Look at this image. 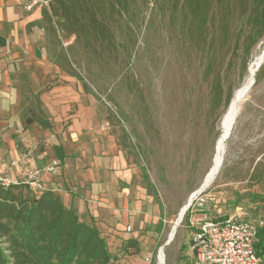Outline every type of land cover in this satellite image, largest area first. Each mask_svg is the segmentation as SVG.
I'll list each match as a JSON object with an SVG mask.
<instances>
[{"label": "rangeland", "instance_id": "374dc122", "mask_svg": "<svg viewBox=\"0 0 264 264\" xmlns=\"http://www.w3.org/2000/svg\"><path fill=\"white\" fill-rule=\"evenodd\" d=\"M87 1L106 11L109 28L98 31L87 25L85 32L74 34L73 23L54 12L62 2L52 0L43 12L40 40L49 62L42 66L28 58L27 65L38 75L48 73L49 84L73 75V81L106 109L134 163L150 181L154 207L139 214L132 222L133 231L102 235L113 264H185L193 254L190 219L234 214L249 220L264 218L263 203L246 199L236 204L238 194L264 193V72L258 81L256 76L264 60L228 137L222 128L235 92L264 56V38L249 56L244 44L236 52L230 47L222 52L217 70L223 91L221 100L215 101L204 76L203 56L182 33L181 10L172 0H129L125 18L113 0L106 4L63 0L67 6ZM38 116L30 114L27 123ZM203 189L205 210L186 212L173 230L181 209ZM132 239L138 247L127 244Z\"/></svg>", "mask_w": 264, "mask_h": 264}, {"label": "crops", "instance_id": "0c3cea01", "mask_svg": "<svg viewBox=\"0 0 264 264\" xmlns=\"http://www.w3.org/2000/svg\"><path fill=\"white\" fill-rule=\"evenodd\" d=\"M51 1L0 0V158L20 160L9 168L15 175L19 167L43 168L58 159L55 147L61 146L60 174H44L46 188L86 222L93 220L103 236L124 235L127 225L154 207L144 173L106 109L73 75L49 84L48 73L38 75L27 65L28 58L42 66L49 62L40 40L43 12ZM32 113L45 114L52 129L37 119L27 124Z\"/></svg>", "mask_w": 264, "mask_h": 264}, {"label": "trees", "instance_id": "16d2710c", "mask_svg": "<svg viewBox=\"0 0 264 264\" xmlns=\"http://www.w3.org/2000/svg\"><path fill=\"white\" fill-rule=\"evenodd\" d=\"M172 1L181 10V31L187 42L203 56L204 76L211 83L214 100L220 101L223 87L217 67L222 52L229 47L236 52L244 44L249 56L264 38V0ZM59 2L62 7L54 12L64 14L65 19L73 23L75 30L72 33H83L89 26L98 31L109 28L106 11L95 1L76 3L75 6H67L63 0ZM100 2L106 4L107 0ZM113 2L114 7L118 6L120 16L127 17L130 1ZM87 21L89 23L85 24ZM233 36L238 37L234 39ZM244 66L247 69L248 64ZM262 72L264 64L257 72V81ZM231 98L230 91L226 106ZM43 118L45 116L41 115L28 122L37 119L43 128L52 129V124ZM55 153L59 160L64 158L61 146L55 147ZM144 180L149 194H153L145 173ZM246 199L264 204V193H249L248 197L238 194L236 204ZM226 219L212 220L222 222ZM260 220L264 218L249 221L259 225ZM127 244L138 247L134 239ZM256 251L261 256L260 264H264V225L258 227ZM185 260V264H194L193 254L192 260ZM0 264H113V255L94 221L86 222L75 209L68 208L55 191L37 192L28 185L4 187L0 184Z\"/></svg>", "mask_w": 264, "mask_h": 264}, {"label": "built area", "instance_id": "2783aa9c", "mask_svg": "<svg viewBox=\"0 0 264 264\" xmlns=\"http://www.w3.org/2000/svg\"><path fill=\"white\" fill-rule=\"evenodd\" d=\"M36 3V2H35ZM34 3V4H35ZM33 5H28L31 9ZM109 123L105 127H109ZM20 160L10 163L0 158V184L4 187L12 185H28L31 189L42 192L48 190L43 182V175L60 174V162L52 159L43 168L25 169L19 167L13 175L9 168L18 167ZM207 206V193L193 195L188 201L186 212L196 214L203 212ZM193 228L191 251L194 264H260L261 256L256 251L259 225L234 214L225 221L217 222L210 219H190ZM133 231L132 225L125 227L126 233Z\"/></svg>", "mask_w": 264, "mask_h": 264}, {"label": "bare ground", "instance_id": "6f19581e", "mask_svg": "<svg viewBox=\"0 0 264 264\" xmlns=\"http://www.w3.org/2000/svg\"><path fill=\"white\" fill-rule=\"evenodd\" d=\"M263 60H264V56L261 57L252 66L247 82L244 84V86H242L240 89H238L235 92L234 97H233L228 109L226 110V113L222 119V128L224 130L225 137H228V135L230 134V132L232 131V129L235 125V122L237 121L238 116H240L242 106L250 94V90H251V87L253 85L255 74L258 71V69L260 68V66L262 65ZM217 169H218V166H216L214 168L213 172H216ZM204 191H206V189H203L198 194L203 193ZM187 207H188V203L181 209V211L178 215V218H177L174 226L172 227L173 230L178 229V227L180 226V224L184 218V215L186 213Z\"/></svg>", "mask_w": 264, "mask_h": 264}, {"label": "water", "instance_id": "95a60500", "mask_svg": "<svg viewBox=\"0 0 264 264\" xmlns=\"http://www.w3.org/2000/svg\"><path fill=\"white\" fill-rule=\"evenodd\" d=\"M253 83H255V79H254ZM187 209H188V207H187ZM186 211H187V210H186ZM160 249H161V248H160Z\"/></svg>", "mask_w": 264, "mask_h": 264}]
</instances>
